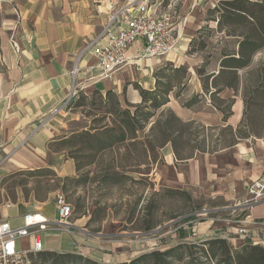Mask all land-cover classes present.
<instances>
[{
    "label": "crops",
    "instance_id": "1",
    "mask_svg": "<svg viewBox=\"0 0 264 264\" xmlns=\"http://www.w3.org/2000/svg\"><path fill=\"white\" fill-rule=\"evenodd\" d=\"M202 1L191 0L190 4L185 1L179 12L175 13L174 27L180 39L167 57L142 60L139 62L142 67L140 72L129 66L120 71L113 81L90 84L83 95L90 97L98 92L105 96L110 91L120 95L123 85L134 82L144 90L154 91L157 71L167 64L171 67L175 65V69L179 68L177 64L183 65L187 69V78L181 85L183 90L178 97V91L174 89L165 108L170 109L183 123L200 124L206 129L231 128L236 142L219 151L200 152L194 149L191 156L182 159L177 158L172 145L167 144L161 149V184L168 190L186 192L193 200L208 198L217 202L206 211L210 217L204 219L192 235L196 240L223 238L235 247L253 242L264 247V200L249 212L240 206L247 196V187L264 176V135L241 138L237 134L245 114L243 72L239 71L241 81L235 92L233 88L221 84L223 77H219V63V68L209 73L215 75V83L211 80L207 90H204L201 79L194 69L187 68L189 65L184 59L196 34L208 25V17L200 20L202 17L197 11L213 10L217 3L227 0H204V4H207L205 9ZM171 8L168 4L167 10L163 9L157 14L171 12ZM109 14L104 4L91 7L89 2L86 4L79 0H0V187L5 186L7 179L29 172L35 178L46 177L42 174H49V178L54 179L78 178L81 171L78 170L77 161L68 154L69 150L52 149L55 143L68 140L74 134L65 133V119L69 113L51 119L45 127L41 125L62 105L71 91L69 71L73 57L86 40L101 32ZM12 35L18 43L19 53L11 46ZM137 51L138 46H135L129 55L135 57ZM95 63V59H87L83 66L86 68ZM219 89L218 94L212 95ZM195 97H198L195 105L190 108L184 106ZM232 100L231 116L225 120L224 113L217 107L223 108ZM75 114L71 113L70 116ZM208 141V145H211V140ZM123 150L115 148L99 158L106 155L116 158L118 152ZM151 167V173L146 175L148 178L156 176L159 171V167ZM32 186H23L31 188L26 190L28 199L21 191L17 202L10 201L14 207L2 212L12 219L14 226L22 224L21 217L26 213L39 212L48 217L45 208L54 202L56 189H49L48 196L40 198L42 182ZM110 212L101 208L100 216L99 213L87 211L72 223L70 231L52 229L45 233V252L82 256L99 264H118L155 250L138 252L132 242L129 245L128 242L107 240L104 230L111 217ZM248 215L251 221L263 224L261 227L247 225L248 239L240 241L237 235L240 225L237 223ZM174 217L177 218L167 220L164 227L185 219L184 214ZM119 235L126 238L132 236L127 231H120ZM21 244L25 249L30 247L28 239L22 240ZM126 251H133L135 255L128 259L118 257V254Z\"/></svg>",
    "mask_w": 264,
    "mask_h": 264
},
{
    "label": "rangeland",
    "instance_id": "2",
    "mask_svg": "<svg viewBox=\"0 0 264 264\" xmlns=\"http://www.w3.org/2000/svg\"><path fill=\"white\" fill-rule=\"evenodd\" d=\"M79 1L86 4L89 2L91 7L98 6V3L104 4L110 13L113 9H119L120 7L125 6L131 0ZM185 1L190 4L191 0H149L148 3L152 13H159L161 10L166 9V6L170 4L172 6L170 13L173 17H175V13L179 12V9ZM251 1L256 2L261 0ZM198 3L200 4V2ZM202 5H204L205 9L207 4H204V0L202 1ZM220 5L221 3L219 2L216 4V8L213 10H207L205 12H201L199 10L197 11L199 17H202L200 20H203L205 16L208 17V25L203 27L202 30L196 34V38L193 40L195 41V44L192 47L190 45V49H188L184 55V59L189 65L187 68L194 69L196 76L199 79L200 69H202L201 72L203 74L210 73L211 71L219 68L220 59L224 54L237 53L239 51V42L241 38L228 36V33L233 32L236 34H241L242 30L247 29L248 27L242 19H239L237 22L228 21L226 19L221 27L218 26V21L221 19V15L217 12V9ZM211 17L215 18L216 21L211 22ZM202 45H204V47H202ZM263 65L264 48L257 52V54L252 58L250 67L242 70L243 75L246 74L245 83L243 81V95L248 103L247 122L249 125H252V127L255 128V132L257 133L256 136L264 135V71L262 76H258L257 73ZM167 67L168 64L163 68ZM178 67H183V65L177 64V68ZM171 69H175V65H173ZM185 78H187V76L183 75L181 78H179L178 82H183ZM225 82L226 80L223 79L221 84ZM135 85L138 84L134 82L123 85L121 94L119 95L123 108H127L126 101L130 102L131 104H135L137 102H139L138 104L141 103L142 99L141 96H139L140 93L135 88ZM209 88L210 87H208V89ZM93 99L94 98L90 96L89 102H92ZM75 109L76 108L68 112L69 114L65 119V133L67 134L82 132L85 129H88L96 115L95 113L93 116L87 117L83 114L84 111L89 112L90 109H92V107L88 105H86L83 109H76L77 111ZM161 112L162 110L158 112L157 116ZM71 113L76 114L72 117L70 116ZM81 115L83 116L82 118ZM75 117H79L80 120L74 121L73 119ZM156 119L157 117L151 120L149 126L144 131L139 132V138H145L146 134L149 132L150 126L155 123ZM192 131L193 133L199 132L200 139L205 141L203 144V148L205 150L219 151L228 148L231 146V144L236 142V140L233 138V130L231 128H205L203 130L194 128ZM239 134L241 136H247L246 130H241ZM208 140H211V145H208ZM79 144L86 148L87 140L82 139L80 140ZM56 147L60 150H69L73 148L70 145L60 146V144ZM194 149V144L186 147L183 157L190 155ZM161 151L162 150L159 149L155 154L157 161L155 164H153V167L154 169L159 167V171L157 175L152 178L151 176L149 178H142L143 176H141L140 173L146 171V167L141 165V163L144 162V157L138 152L135 153L134 157L128 158L129 160L112 161L111 157L106 155L91 167H89V161L83 158L82 166L85 167V169H83V171L78 174V178H75L74 182L69 181L66 182L65 185L63 183L64 178L54 179L53 177L49 178V176H37V178H35L34 176L28 175L27 173H23L21 177L7 179L5 186L3 188L0 187V206H2L6 201L17 202L18 195L21 191H23L25 198L27 196L29 197V194H26V190L29 191L31 188L26 189L23 186L30 184L33 185L32 187H34V185L41 181L42 187L39 193L40 198L47 197L49 194V189L52 191L56 189V192L53 193L54 202L45 208V214H47L51 220H55L56 218L55 197L58 194H63L65 195L67 201L72 204L74 208V215L71 219V223L83 216V214H85L87 211H90V213H99L101 216V208H104L105 211L110 210L114 213L113 215H115V218L112 217V213L110 212L111 217L109 220H107L108 224L105 226L104 230L105 234L108 236L107 240L110 239L128 242L129 245H131L132 242V244L136 246L138 252L149 249L165 250L179 243L199 241L196 240L192 235L194 234L195 230L197 231L199 224L203 223L204 219L210 217V215H208L205 211H209L210 207H212L217 202H213L208 198H199L194 200V204L191 205L177 192H169L167 188L163 187L161 184V169L163 165V162L161 161V155L163 152ZM110 165H112V167L115 165V167L118 168L119 176L116 177V179H121V183L105 186L102 183V177L104 175L105 169H107ZM134 166L137 168H133ZM130 167H132V169ZM89 171H93L94 173L89 176ZM40 177L41 179H39ZM151 180H153V182H151ZM49 181H52V183L50 184ZM20 186L22 188H20ZM138 201L139 204L136 206ZM154 201L156 203L154 221L158 223L166 222L174 215L180 214L182 216V214L186 213L187 215L190 212H194L195 219L188 222L181 220V224L178 226L171 225L166 228L163 227L164 229L159 227L154 232L142 233V235L133 236L135 232L133 233L130 230L134 228V225L139 227L144 219L147 220V207H150ZM135 207V218L137 219V223L131 225L129 224L128 220L133 208ZM124 229H127V233L132 236H128V238L125 236L121 237L119 235L120 231H123ZM179 229L181 230L179 231ZM122 235L126 234L122 233ZM134 253L135 252L133 251H126L123 254H118V257L128 259L135 255ZM32 260V264L42 263L39 255H34ZM74 261L75 259L61 255H53L49 257L47 264H71V262Z\"/></svg>",
    "mask_w": 264,
    "mask_h": 264
},
{
    "label": "trees",
    "instance_id": "3",
    "mask_svg": "<svg viewBox=\"0 0 264 264\" xmlns=\"http://www.w3.org/2000/svg\"><path fill=\"white\" fill-rule=\"evenodd\" d=\"M220 3L221 5L217 9V12L221 15L218 26L221 27L226 19L234 22L242 19L248 26L247 29L242 30L241 34L228 33V36L241 38L239 51L237 53L224 54L220 59L221 70L219 77H223L222 79L226 80L223 85L233 88L237 92L241 81L239 71L249 68L252 58L264 48V0L256 2L251 0H227ZM211 21H216V19ZM194 42L191 43V47L195 44ZM170 69L171 65L155 73L157 85L154 91L144 90L135 85L142 101L140 104H131L126 101L127 108H123L119 95L112 91L108 92L105 96L95 92L91 96L94 98L92 102H89L90 97L81 95L74 108L83 109L86 105L91 106L92 109L89 112L82 111L87 117L93 116L96 113L91 125L87 130L74 133L68 140L55 143V147L53 146L52 149L54 151L68 150H60L56 147L59 144L60 146H72L73 148L69 149V154L77 161L79 171L85 169L82 166L83 158L89 161V167H91L100 161L101 158L99 157L101 154L115 148L124 149V153L123 151L121 153L118 152L116 158L111 157L112 161L129 160L128 158L134 157L135 153L138 152L144 157V162L141 165L146 167V171L140 173L143 176L142 178H148L146 175L151 173V166L157 161L155 158L157 150L163 149L169 143L172 145L174 153L179 159L191 156L190 154L183 157L186 147L191 144L195 145L196 150L205 152L206 150L203 148L205 141L200 139L199 132L193 133L192 131L194 128L201 130L205 128L196 123H183L170 109L165 108L169 103V95L174 89H177V96H180L183 90L181 86L183 82H178V80L187 74L185 67ZM201 70H199L200 79L204 90H207L209 82L212 80L215 83L216 77L214 74H203ZM263 71L264 65L258 70V76H262ZM245 75L242 76L244 83L246 81ZM220 91L221 89L212 95L218 94ZM197 102L198 97H195L184 106L190 108ZM233 103L234 101L232 100L223 108L217 107L219 111L224 113L225 120L231 116L230 110ZM161 110L162 112L157 116ZM156 117L155 123L150 126L145 138L140 140L138 136L139 132L144 131L149 126L150 121ZM247 118L248 103L245 98V114L242 124L237 131L238 136H241L239 134L241 130H246L247 136L257 135L255 128L248 124ZM247 136H241V138ZM82 139L87 140L86 148L79 144ZM130 168L132 169V167ZM133 168L137 167L134 166ZM118 172V168L115 165L113 167L112 165L108 166L104 171L102 183L105 186L121 183V179H116L119 176ZM92 173L94 172L89 171V176ZM27 174L33 176L32 172ZM42 176H49V174H42ZM63 181L65 185L66 182H74L75 178H64ZM168 191L172 193L177 192L189 204H194V200L188 193L174 190ZM26 199H28V196ZM137 204H139V201L136 203V206ZM155 210L156 203L154 201L150 207H147V220L144 219L138 227L134 225L137 223V219L135 218L136 207L133 208L128 222L134 225V228L130 231L142 234L154 232L159 227H162V229L166 228L164 227L165 222L158 223L154 221ZM193 214L194 212H190L187 215L185 213L183 221L194 220L195 216ZM172 218L177 217L172 216L168 220ZM180 224L181 221L173 225L178 226ZM123 231L128 230L124 229ZM37 255L41 259V264H47L49 257L57 254L42 252ZM61 256L75 259L71 264H99L77 255ZM118 264H264V247L253 244L235 247L227 239L212 238L203 241L180 243L165 250L155 249L140 255L130 262Z\"/></svg>",
    "mask_w": 264,
    "mask_h": 264
},
{
    "label": "built area",
    "instance_id": "4",
    "mask_svg": "<svg viewBox=\"0 0 264 264\" xmlns=\"http://www.w3.org/2000/svg\"><path fill=\"white\" fill-rule=\"evenodd\" d=\"M148 2L149 0H131L125 6L113 9L101 32L83 43L73 57L69 71L71 91L41 127H45L51 119L72 111L90 84L103 80L113 81L120 71L129 66L140 72V61L162 59L174 51L180 39L174 27V17L170 12L152 13ZM10 43L15 52L19 53L14 35L11 36ZM135 46H138L137 56L132 57L129 52ZM87 59H95L96 63L85 68L83 64ZM263 200L264 176L247 187V196L240 206L249 212ZM13 207L10 201L0 206V264H32L33 255L45 252V233L52 229L64 232L72 228L74 208L63 194H58L55 198V221L34 212L24 214L21 217L22 224L14 226L12 219L2 214ZM250 219L251 216L248 215L237 223L240 225L237 233L240 241L248 239L247 225L261 227L263 224ZM24 239L30 241L28 249L21 244ZM252 244L259 245L257 242Z\"/></svg>",
    "mask_w": 264,
    "mask_h": 264
},
{
    "label": "water",
    "instance_id": "5",
    "mask_svg": "<svg viewBox=\"0 0 264 264\" xmlns=\"http://www.w3.org/2000/svg\"><path fill=\"white\" fill-rule=\"evenodd\" d=\"M136 235H140V234L137 233Z\"/></svg>",
    "mask_w": 264,
    "mask_h": 264
}]
</instances>
